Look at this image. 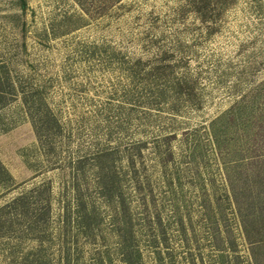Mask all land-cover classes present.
I'll list each match as a JSON object with an SVG mask.
<instances>
[{"label":"rangeland","instance_id":"rangeland-1","mask_svg":"<svg viewBox=\"0 0 264 264\" xmlns=\"http://www.w3.org/2000/svg\"><path fill=\"white\" fill-rule=\"evenodd\" d=\"M0 89V264H264V0H0Z\"/></svg>","mask_w":264,"mask_h":264},{"label":"trees","instance_id":"trees-1","mask_svg":"<svg viewBox=\"0 0 264 264\" xmlns=\"http://www.w3.org/2000/svg\"><path fill=\"white\" fill-rule=\"evenodd\" d=\"M7 90L0 89V94L6 93ZM24 101H26V97H24ZM123 200V199H122ZM79 204L81 205V202H76V206ZM123 204V201H122ZM81 208V207H80ZM29 209L28 201L26 200V196L20 194L13 196L8 201L3 203L0 206V243L3 245H7L9 252H15L18 244L17 243H11L9 244V240L11 238H20V230H18L17 223H23V230H29V228L32 227V222L27 219L26 217L29 215H26ZM124 210H126L124 222L125 225L120 227L122 229L120 232H118V238H117V245L120 249L121 258L124 262V264H135V260L133 257V251L135 250L136 245V239L134 235V231L131 228L132 222H131V216L127 212V206H124ZM90 214H76V224L82 229L84 232H88L91 226ZM23 220V221H22ZM25 220V221H24ZM33 228V227H32ZM28 233V231H27ZM25 233L26 238L31 239L33 238L32 235H27ZM88 234V233H87ZM24 235V236H25ZM37 239L41 238L36 236ZM4 238V242L1 241V239ZM7 239V240H6ZM2 248V247H1ZM28 250V253L32 251L36 256L32 259H27L28 253L25 254V256L22 257L20 264H49L45 263L46 261H43L40 255V248L37 249ZM36 250V252H34Z\"/></svg>","mask_w":264,"mask_h":264}]
</instances>
